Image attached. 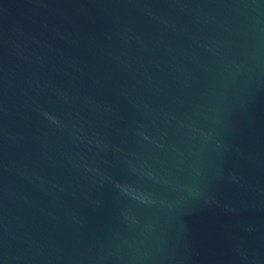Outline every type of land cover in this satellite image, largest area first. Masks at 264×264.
<instances>
[{
  "label": "water",
  "instance_id": "1",
  "mask_svg": "<svg viewBox=\"0 0 264 264\" xmlns=\"http://www.w3.org/2000/svg\"><path fill=\"white\" fill-rule=\"evenodd\" d=\"M0 264H264V0H0Z\"/></svg>",
  "mask_w": 264,
  "mask_h": 264
}]
</instances>
